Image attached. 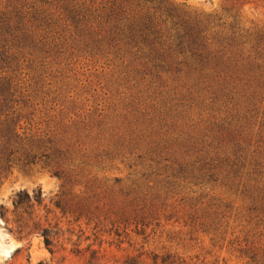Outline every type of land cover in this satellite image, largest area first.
I'll list each match as a JSON object with an SVG mask.
<instances>
[{
    "label": "trees",
    "instance_id": "16d2710c",
    "mask_svg": "<svg viewBox=\"0 0 264 264\" xmlns=\"http://www.w3.org/2000/svg\"><path fill=\"white\" fill-rule=\"evenodd\" d=\"M107 4L103 17L82 0H0V184L15 166L42 165L63 178L81 165L87 128L28 132L14 82L29 75L26 68L42 83L52 64L83 51L91 58L118 55L128 78L148 87L143 100L150 106L130 122L119 119L106 130L100 124L97 141L165 163L166 184L193 185L191 194L199 195L192 200L206 198L200 191L221 178L243 187L264 212V32L240 28L236 15L227 21L166 0ZM169 81L185 92L157 103ZM252 126H259L257 136L246 134ZM142 195L133 190L126 197L135 203ZM32 201L42 202L41 191L18 193L15 208L27 214ZM40 234L53 253L50 229Z\"/></svg>",
    "mask_w": 264,
    "mask_h": 264
},
{
    "label": "rangeland",
    "instance_id": "374dc122",
    "mask_svg": "<svg viewBox=\"0 0 264 264\" xmlns=\"http://www.w3.org/2000/svg\"><path fill=\"white\" fill-rule=\"evenodd\" d=\"M83 1L107 16L108 0ZM166 1L227 21L236 15L240 28L264 32V0ZM22 72L29 75L14 82L20 101L16 108L28 132L54 136L61 128L77 126L91 135L82 139L81 165L63 178L30 165L15 166L2 180V264H264V212L243 187L220 178L200 191L206 198L195 201L199 194H191L197 191L193 185L166 184L165 163L140 161L138 154L97 141L100 124L106 130L119 119L130 122L139 117L136 110L150 106L143 100L148 87L128 78L118 55L69 53L59 66L51 65L42 83L26 68ZM166 85L158 89L157 103L185 92L171 81ZM258 133L259 126L246 131ZM133 190L144 193L135 203L126 197ZM39 191L42 202L32 201L27 214L15 208L18 193L32 197ZM43 228L51 231L53 253L40 234ZM6 249L10 252L4 257Z\"/></svg>",
    "mask_w": 264,
    "mask_h": 264
},
{
    "label": "clouds",
    "instance_id": "9594fccd",
    "mask_svg": "<svg viewBox=\"0 0 264 264\" xmlns=\"http://www.w3.org/2000/svg\"><path fill=\"white\" fill-rule=\"evenodd\" d=\"M9 252H10V249H6L4 252H3V256L4 257H7L9 255ZM0 264H2V261H0Z\"/></svg>",
    "mask_w": 264,
    "mask_h": 264
}]
</instances>
